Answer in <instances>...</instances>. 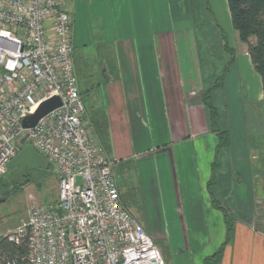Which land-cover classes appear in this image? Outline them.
I'll return each mask as SVG.
<instances>
[{"label":"crops","instance_id":"crops-1","mask_svg":"<svg viewBox=\"0 0 264 264\" xmlns=\"http://www.w3.org/2000/svg\"><path fill=\"white\" fill-rule=\"evenodd\" d=\"M94 2L65 9L74 17V64L92 66L83 88L77 77L85 118L114 161L122 203L156 243L168 241L166 264H207L227 238L218 205L233 224L218 264H264L255 155L242 147L244 72L255 80L254 99L264 96L228 1L162 0L158 11L154 0H111L99 5L106 19L92 42L77 13ZM218 82L210 109L205 98Z\"/></svg>","mask_w":264,"mask_h":264},{"label":"built area","instance_id":"built-area-1","mask_svg":"<svg viewBox=\"0 0 264 264\" xmlns=\"http://www.w3.org/2000/svg\"><path fill=\"white\" fill-rule=\"evenodd\" d=\"M66 0H0V174L26 138L55 163L58 203L33 205L6 235L27 255L0 264H166L155 240L124 206L114 161L81 98L74 22ZM61 105L30 128L23 120L46 100Z\"/></svg>","mask_w":264,"mask_h":264},{"label":"rangeland","instance_id":"rangeland-1","mask_svg":"<svg viewBox=\"0 0 264 264\" xmlns=\"http://www.w3.org/2000/svg\"><path fill=\"white\" fill-rule=\"evenodd\" d=\"M154 1L155 5H157L158 11H160L162 8V0ZM110 2L111 0H95L93 5L95 6V9L91 6L87 8V11H84V13L81 11L77 13V28H87L88 36H91L90 40L92 42L100 40L99 36L102 32H99V30L104 28L102 26L106 19L101 13V7H99V5L104 4L106 8L107 3ZM66 8L73 10V0H68ZM72 18L74 21V17ZM87 51L90 55L98 53L96 49H88ZM92 60L96 64V66L93 67L97 71H100V58L95 57ZM77 66H75V72L77 77L79 74V83L82 85V78L88 70L90 71L89 68L92 66L83 65L80 62ZM242 85H244L245 89L243 107L245 111L243 113L244 127L241 131L244 139V145H242V147H245L246 153L250 154V156L255 155V158L251 159L249 162L250 173L254 184V198L256 199V202H260L261 204L259 213L261 217H263L264 101L259 102L254 99L253 94L256 91V83L254 78L251 79L247 72H244ZM81 87L83 88V85ZM250 89L251 91H249ZM100 91L101 89L99 92ZM92 128L96 133L93 125ZM16 147L17 150H20L23 147V144L19 141L16 143ZM46 160L48 163L47 168L21 164L15 167L7 168L6 172L0 174V239L17 231L18 228L22 227L27 222L31 206L38 205L42 207H50L58 203L59 185L57 174L55 172V163L47 157ZM157 245L164 257L170 260L172 252L168 247V241H159L157 242Z\"/></svg>","mask_w":264,"mask_h":264},{"label":"trees","instance_id":"trees-1","mask_svg":"<svg viewBox=\"0 0 264 264\" xmlns=\"http://www.w3.org/2000/svg\"><path fill=\"white\" fill-rule=\"evenodd\" d=\"M231 21L234 29L237 31L240 40L247 44V50L251 57L254 69L261 77L262 90L264 96V0H227ZM218 82L208 92L205 101L210 108H213L208 102L214 89L219 86ZM264 101V98H263ZM223 141L226 139L225 132H219ZM224 143V142H223ZM222 143V144H223ZM224 145V144H223ZM9 168V167H8ZM215 204V203H214ZM224 212L227 224V238L221 248L212 256L204 259L207 264H218L224 246L231 240L233 234L232 220L229 219L226 210L218 205ZM27 255V240L23 239L21 244L12 242L8 236L0 239V256H8L11 260Z\"/></svg>","mask_w":264,"mask_h":264},{"label":"water","instance_id":"water-1","mask_svg":"<svg viewBox=\"0 0 264 264\" xmlns=\"http://www.w3.org/2000/svg\"><path fill=\"white\" fill-rule=\"evenodd\" d=\"M61 105V99L58 96H54L44 101L39 108L33 113L28 115L23 120V126L25 128L33 127L37 124L38 120L49 113L51 110ZM21 143L23 147L18 153L10 160L8 167H15L21 164H28L39 168H47L48 163L46 158L36 151L32 144L26 142V138H22Z\"/></svg>","mask_w":264,"mask_h":264}]
</instances>
